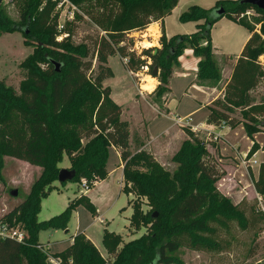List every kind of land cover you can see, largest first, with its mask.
<instances>
[{
  "label": "trees",
  "instance_id": "16d2710c",
  "mask_svg": "<svg viewBox=\"0 0 264 264\" xmlns=\"http://www.w3.org/2000/svg\"><path fill=\"white\" fill-rule=\"evenodd\" d=\"M11 1L18 2L20 21H13L0 8V37L22 33L24 44L33 47L34 52L20 65L25 75L18 90L0 81V168L4 157H11L41 167L42 174L25 200L3 217L10 223L22 224L27 239L22 244L10 239L0 241V264H47L48 256L39 248L44 246L39 241L41 232L66 231L73 212L80 206L97 216L90 198L81 195L71 200L61 214L39 220L42 201L57 189L55 184L62 170L59 165L64 157L70 158L71 170L76 172L72 183L82 179L94 183L107 175L110 146L121 151L124 179L132 184L127 193L135 192L149 200L150 215L136 208L130 218L134 227L149 226L148 233L120 247V236L106 231L103 245L107 259L84 234H78L71 246L56 255L64 264H174L177 257L173 254L183 247L223 252L218 232L229 231L232 224L254 234L257 242L263 232L264 214L247 199L234 205L222 195L216 184L225 176V170L206 143L189 133L172 158L176 165L172 174L147 152L133 155L129 124L122 120V108L111 100L110 87L103 84L114 75L109 58L120 55L133 73H142L148 66L153 75L157 68L160 86L155 93L167 95L173 69L180 66L179 57L186 49L193 50L199 58L198 81L202 85L219 83L222 70L216 61L211 31L217 22L227 18L245 27L251 36L235 62L226 57L232 63L230 80L223 97L209 105L205 123L216 127L226 124L231 129L243 125L252 136L260 132L259 126L264 128V102L257 103L251 94L264 79L262 10L252 6L261 17L251 23L242 18L251 7L243 0H218L212 9L193 5L179 21L202 22L196 33L168 39L163 30L162 48L139 52L131 34L146 31L154 22L164 27V19L180 0H68L78 8L75 20L88 18L99 30L90 43L80 44L73 41L71 23L60 28L55 1ZM219 10L224 14L219 16ZM53 61L61 64L60 72ZM237 110L241 111V119L235 116ZM84 138L89 140L86 145L82 144ZM254 152L251 148L249 157ZM254 187L264 197V167ZM255 255L256 251L249 257Z\"/></svg>",
  "mask_w": 264,
  "mask_h": 264
},
{
  "label": "rangeland",
  "instance_id": "374dc122",
  "mask_svg": "<svg viewBox=\"0 0 264 264\" xmlns=\"http://www.w3.org/2000/svg\"><path fill=\"white\" fill-rule=\"evenodd\" d=\"M55 3H57L55 14L59 17L60 28L63 29L64 26L67 27V25L71 23V29H73L74 34L73 41L76 44L83 42L90 43L91 39H95L97 37L99 30L88 18H83L81 21L75 20L74 13L78 12V8L75 5L70 3L68 0H57ZM193 5H198L205 9H212L215 3L211 0H195L193 3H190L187 7H185V11ZM0 8L13 21H20L18 2L14 4L12 1L8 2V0H4ZM260 17L261 15L254 8H252V6L249 7L242 15V18H247V20L251 23L258 20ZM167 24L170 32H175V34L180 32L181 26L179 25L181 23L179 22V19H177L176 14L171 15ZM225 28V22H220L216 26L217 30H224ZM257 28H259V26H257ZM150 32L155 34L157 31L154 28H151ZM243 32L249 33L246 28H243ZM141 34L142 33L139 32L131 34L130 38L134 39L135 46L139 44ZM233 37H236V35ZM24 41L25 39L22 33L19 32L5 34L0 37V81H5L7 85L13 86L16 90H18L25 75L24 70L20 67V65L34 52V48L26 46ZM149 42L151 43V41ZM202 43L205 46L207 41ZM152 47H156L158 49L162 48L160 40L159 45H152ZM188 51L193 52L191 49H186L179 57L180 66L182 61L184 62L185 58L188 59ZM113 57L115 58L111 59L109 66H111L114 71V75L112 78H108L103 85L104 87L111 88V100L122 108V120L128 121L130 124L135 149L134 152L140 148V143L144 139L143 138L141 140L139 130L141 131V129H143L145 138H149L146 128L140 127L142 126L140 124H142L141 120L143 115L150 120L149 131L154 139L159 135L161 136L162 134L169 132L170 130H175L177 132V141L182 140L183 130L186 132L187 137L189 133L199 135L200 139L206 143L208 149L211 151L213 149L212 156L220 167H222V164H229L232 167L228 172L225 171V176L216 184L222 195L232 200L234 205H238L243 199L250 198L251 200L249 201L252 202L253 207L256 209L259 207L258 197H261L264 205V197L259 195L254 187L255 182L259 178L260 171L264 167V128L262 126H259L260 132H254L252 136H249L245 127L243 125H239L233 132H230V135L221 134L222 136H220L218 140H214V136H212L213 144H208L207 141H209V136L207 132L202 131L199 132V134H196L192 132L190 128L184 125H178L175 122L176 117H180L181 119H189L192 126L203 125L205 123V119L208 114V108L205 104L208 100H210L213 94L211 90L208 91L205 88H201V83L198 79H195L194 73L190 74V79L188 80L181 79L178 76L173 79L172 87L175 104L174 112L177 113L178 116L170 119L169 117L159 116V113L164 114L168 111L165 105L166 94L159 95L158 93H155L156 89L160 86V81L158 78L153 77V75L149 73L150 69L136 74L129 70L127 62H125L120 55H115ZM192 57L199 59L194 55V52ZM216 57V61L222 70V78L219 83H211L210 86L221 91L225 87L226 82L229 80V76L232 71V63L224 56L219 55ZM262 61H264V57L262 58ZM94 67H97L96 62H94ZM175 68L177 67H174V69ZM147 76L156 80V87L151 93L145 91L144 100L140 94V90H142V85L147 83L145 81ZM148 83L149 85H154L153 81L149 82L148 80ZM135 84L138 86L136 91L134 90ZM251 94L257 103L264 102V79L261 81L259 87ZM134 96L138 102L135 100ZM140 101L142 102L141 105L139 103ZM146 104H151L156 109L157 112L155 113L157 116L154 117L153 110ZM235 116L241 119V111H235ZM234 139L238 142H235ZM224 147L228 148L227 152H224ZM250 148H253L255 152L252 155L253 157L251 156L252 161L248 163L247 167H245L242 165V155L245 153L247 154ZM143 152H147L154 158V156L148 151ZM135 154L136 153L133 155ZM172 158L173 157L168 155L166 159L163 157L161 159L162 161L154 159L162 167H164L165 170L172 174L176 169V165L172 162ZM23 162L24 161L11 157H4L3 159V165L0 168V218L5 214H8L27 197L25 194L26 185H28L31 178L30 175L33 171L28 173V169L25 168ZM61 165V167L59 165L60 169L71 170V167L67 168L69 167L68 165H70L69 161L65 160ZM254 167L256 168V173H254ZM135 169L141 172L147 171L139 167ZM124 182V189L126 190V194L130 197L129 206L132 208L133 213L134 209L137 208L144 214L150 215L152 209L150 207L149 200L144 196L136 194L135 192L130 194L127 193V190L132 189V184H128L126 181ZM56 185L62 187V184L58 181L56 182ZM14 190H18L17 197H13L11 195ZM126 194L123 193L116 208H113L112 211L109 212L108 218L118 214L119 210L122 209L123 206H127L128 198ZM64 198L65 196H60L57 192L51 194L48 199L44 200L41 213L39 214V220L46 221L52 218V216L54 217L61 214L65 210L64 208L59 211ZM53 212H57L55 213L57 215H50ZM124 224L125 222L116 218L113 223V227L110 228L112 230H119L122 232L121 230L125 229ZM75 226L76 224L73 222L70 226V232L68 233L60 230L43 231L40 233L39 241L45 247V253L48 256L47 264H51V258H57L56 255L59 254L57 252H60L68 247L69 244L67 241L70 240L71 236L74 234ZM148 228L149 226L147 225L134 227L131 223H129L128 233L125 234V237L120 236L122 239L120 247L147 234ZM101 231L100 226L96 225L91 230V234L96 240H98L103 236ZM217 240L222 243V247L224 248L223 252H198L183 247L177 253L173 254V256L177 257V262L174 264H258L259 261H261L260 264H264V238L262 235H258L256 242L254 241V234L241 231L238 226L232 224L229 231L219 229ZM48 244L53 245L51 251L47 250ZM99 247L102 252L106 253L102 242L99 244ZM255 251L256 255L253 258H250V254L255 253ZM108 257L109 256L104 258L107 259Z\"/></svg>",
  "mask_w": 264,
  "mask_h": 264
},
{
  "label": "crops",
  "instance_id": "0c3cea01",
  "mask_svg": "<svg viewBox=\"0 0 264 264\" xmlns=\"http://www.w3.org/2000/svg\"><path fill=\"white\" fill-rule=\"evenodd\" d=\"M194 1L195 0H180L178 6L172 11L171 15L176 14L177 19H179L181 14L186 9L185 7H187L190 3H193ZM211 1L213 3H216L218 0H211ZM171 15H169L167 18L164 19V22H163L164 27H162L161 22H154L146 30V32H144V33L141 32L142 33L140 36L141 39L139 41L140 45L139 44L136 45V49L139 52H141V50L144 48H150V47H145L144 44L146 41H147L146 43H148V44L150 43L149 41H151V43H150L151 47H152V45H156V44L159 45V40L162 36L163 30L165 31L167 38L170 39V38L177 36V35H192V34L197 32L198 25L202 24V22H199V23H197V22L181 23L179 21L181 23L179 25V26H181L180 27L181 30L178 34H175V32L169 31V27L167 24L168 19L171 17ZM226 19L227 18L221 19L219 22H217L213 26V29L211 31L212 44H213V48H214L215 57L221 55L224 57H229L232 59V62H235L236 59L242 53L247 41L249 40V38L251 36V33L250 32L244 33L243 28H245V27H243V26H241L235 22H232L228 19L226 20ZM220 22H225L226 28L224 30H221V29L217 30L216 29V26ZM151 28H154L157 32L155 34H152L150 32ZM234 35H236V37H233ZM192 54H193L192 51H188L187 52V55H189L188 59L185 58L184 62L182 61L181 66L177 67L173 70V76L171 78L170 86H169L170 91L165 96V105H166L168 111L164 114L159 113L160 117L164 116V117H169L171 119L172 117L175 118L176 116H178V114L174 112L175 104H174V95H173V87H172L173 79L176 76H178L181 79L188 80V79H190V74L194 73L195 79L197 80V72H198L197 66L199 63V59L192 57ZM112 58H115V57L109 58V64H110V61ZM113 73H114V71H113ZM231 73H232V71H231ZM231 73H230V76H231ZM230 76H229V80H230ZM148 77H150V76L146 77L145 81L147 83L142 85V87H141L142 90H144L143 89L144 86L149 85L148 79H147ZM150 78L152 81H154V88H153V90H154L156 87L155 86L156 80L152 77H150ZM229 80L226 82L225 87L227 86ZM157 83H158V81H157ZM200 85H201V88H205L208 91L211 90L212 94H213V96L210 98V100H208L207 103L205 104L207 108L209 107V105H211V103L213 101H215L217 98L223 97V95H224L225 87L220 91V90H216L215 87H211L210 85H202V84H200ZM133 86H134V84H133ZM136 88H138V86L135 84V87H134L135 91H136ZM144 91H146V90H144ZM152 91H146V92L151 93ZM111 95H112V93H111ZM134 98H135V96H134ZM142 98L145 100L144 96H142ZM135 100L137 101L136 98H135ZM139 103H140V105L142 104L141 101ZM146 105H148L153 110L154 117L157 116L155 113V112H157L156 109L151 104H146ZM140 108H142V107H140ZM122 115H123V110H122ZM207 116H208V114H207ZM141 121H142V124H140V125H142V126H140V127L146 128L149 138L148 139L145 138V136H144L145 134L143 132V129H141V131L139 129H137V130H139L141 140L143 138L144 139L140 143V148L137 149L136 152H134L135 149H134V145H133L132 131L130 129V151L133 154L140 152V151H148L149 153H151L154 156V158L156 160L162 161L161 159L163 157H164V159H166V157L168 155L173 157L179 151L182 143L188 139L186 132L184 130L182 133L183 138L180 141L176 140L177 132L175 130L174 131L170 130L169 132H166L165 134H162L161 136L159 135L157 138L154 139V138H152V135L149 131L150 120H148L143 115ZM205 121H206V119H205ZM128 124H129V122H128ZM129 127H130V124H129ZM172 127H175V126H172ZM235 129L226 128V129H224L222 134L230 135L231 134L230 132H233ZM176 130H177V128H176ZM88 141L89 140L87 138H84L82 140V144L86 145L88 143ZM235 142H238V141L235 140ZM223 150H224V152H227L228 148L224 147ZM210 152L212 153L213 149H212V151L210 150ZM65 160L69 161L70 165H68L69 167H67V166L66 167L70 168L72 163H71L70 158L67 155L64 157L63 162ZM219 161H223V160H219ZM23 164H24L25 168L28 169V171H27L28 173L33 171L32 174L30 175L31 178L29 180V183H28V185H26L25 194L28 196L30 191H31L32 185L41 176L42 168L38 167V166L30 165L29 163H26V162H23ZM61 164H60V167L62 166ZM222 167L227 172L232 168L231 165H229V164H222ZM236 169H237V167H236ZM253 169H254V173H256V168L254 167ZM106 170H107L106 177L104 179H99L86 192H84L82 190L80 183H69L68 182L66 185H62V187L55 184L57 189L51 193V194H53V193L58 192V194L60 196H65V198L63 199L62 206L60 207L59 211L64 209V208L66 209L67 206L69 205L70 201L75 199L76 197H79L81 195H86L87 197L90 198V200L92 201V203L96 207L97 216H93L86 208H84L82 206L78 207L73 212L72 218H71L69 226H68V229L66 230V233L70 232V226L73 222H75L76 226H75L74 234L71 236L70 240L67 241V243L69 244L68 247L71 246L73 243V238L76 235L82 233L95 245V247L100 251V253L102 254L103 257H107L108 254H107L106 249H105L106 253L101 251L99 244L101 242L103 244V238H104L105 232L108 231L111 233H115L119 236L125 237V234H127L129 231L130 218L133 215V210L129 206L130 197L128 196V194H126L125 189H124L125 188L124 164H123L122 159H121V151L119 149L113 147V146L109 147V156H108V160H107V164H106ZM123 193L126 194L127 198H128L127 199V206H123V208L119 210L118 214L108 218L109 212L112 211L113 208H116L117 204L121 200ZM46 199H48V198H46ZM46 199H44V200H46ZM247 200H251V199L248 198ZM43 201H42V204H43ZM55 213H57V212H53L50 215H52V214L57 215ZM52 218H53V216H52ZM116 218L125 222V224H124L125 229L121 230L122 232H120L119 230L117 231V230L111 229L113 227V223L115 222ZM101 221H103V222H101ZM96 225L100 226V228L102 230L101 232L103 235L102 238H100L98 240H96L91 234V230ZM48 231H50V230H48ZM60 231H62V230H60ZM52 247H53V245L48 244L47 250L51 251ZM67 248H65V249H67ZM65 249H63L62 251H64ZM62 251L57 252V253H61ZM260 263H261V261H259L258 264H260Z\"/></svg>",
  "mask_w": 264,
  "mask_h": 264
},
{
  "label": "built area",
  "instance_id": "2783aa9c",
  "mask_svg": "<svg viewBox=\"0 0 264 264\" xmlns=\"http://www.w3.org/2000/svg\"><path fill=\"white\" fill-rule=\"evenodd\" d=\"M10 1L11 0H8V2H10ZM53 1H57V0H53ZM3 2H4V0H3ZM124 61L127 62L126 59ZM148 69H149L148 66L144 67V71H148ZM144 93H145L144 90H140L141 96H144ZM175 122L178 125H182V126L184 125V126L190 128L191 131L196 133V134L197 133L199 134V132H202V131L207 132L208 136H209L208 137L209 141H207L208 144L213 142L212 136H214L213 137L214 140H218V138L220 136H222L221 134L224 131V129H226V128L230 129V127L226 124H222L220 127H216L213 125H206V123H204L203 125L192 126L189 122V119H181L180 117H176ZM197 136H199V135H197ZM252 145H253V143H252ZM250 151H251V148L247 154L245 153L242 155V165H244L245 167H247L248 163H250L252 161L251 160L252 158L251 157L249 158ZM247 159H249V160H247ZM94 183H90L88 180L82 179L80 182V186H81L82 190L84 192H86L92 187V185ZM258 205H259V209L264 214L263 199L261 197H258ZM3 217L0 218V241L10 239V240L16 241V242L21 243V244L24 243L27 239V232H26L25 228L23 227V225L17 224V223H10L7 220H3ZM101 222H103V221H101ZM261 235L264 238V228H263V232ZM39 248L45 252L44 246H42V247L40 246ZM50 262H51V264H63V261L60 258H51Z\"/></svg>",
  "mask_w": 264,
  "mask_h": 264
},
{
  "label": "water",
  "instance_id": "95a60500",
  "mask_svg": "<svg viewBox=\"0 0 264 264\" xmlns=\"http://www.w3.org/2000/svg\"><path fill=\"white\" fill-rule=\"evenodd\" d=\"M245 4L251 5L253 7H257L258 9L262 10L264 12V0H243ZM3 4V0H0V7ZM224 14V10H219L218 15L221 16ZM56 68L57 72L61 71V64L58 62L53 61L52 62ZM158 76V69L155 68L153 71V77ZM76 177V172L73 170H68V169H62L59 173L58 176V182L61 184L67 183V182H73ZM11 195L13 197L18 196V190L12 191ZM158 214H153V217L156 218Z\"/></svg>",
  "mask_w": 264,
  "mask_h": 264
},
{
  "label": "bare ground",
  "instance_id": "6f19581e",
  "mask_svg": "<svg viewBox=\"0 0 264 264\" xmlns=\"http://www.w3.org/2000/svg\"><path fill=\"white\" fill-rule=\"evenodd\" d=\"M145 47H151L150 46V43L149 44L148 43H145ZM147 79L149 80V82L152 81L150 77H148ZM153 88H154V85L144 86V90H146V91H152Z\"/></svg>",
  "mask_w": 264,
  "mask_h": 264
}]
</instances>
